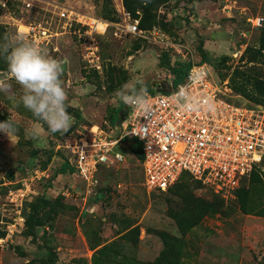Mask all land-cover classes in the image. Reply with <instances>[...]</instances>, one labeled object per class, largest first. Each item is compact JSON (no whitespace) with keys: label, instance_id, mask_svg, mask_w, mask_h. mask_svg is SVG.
I'll return each mask as SVG.
<instances>
[{"label":"rangeland","instance_id":"rangeland-1","mask_svg":"<svg viewBox=\"0 0 264 264\" xmlns=\"http://www.w3.org/2000/svg\"><path fill=\"white\" fill-rule=\"evenodd\" d=\"M122 2L142 34L114 35L113 27L98 36V70L84 45L62 28L58 12L67 8L119 22L126 20L120 0H0V36L52 22L54 32L38 45L64 69L60 80L73 120L65 135L97 127L116 134L124 114L116 92L137 80L164 92L172 68L187 63L205 64L230 100L264 102V22L253 28L245 18L264 17V0H228L229 9L226 0ZM6 70L0 58V71ZM6 82L0 119L13 121L17 136L12 143L0 134V181H22L34 168H47L50 177L43 176L40 194L20 207L18 232L0 249V264H50L51 253L53 264H264V162L226 194L189 176L166 192L151 193L143 185L140 159L127 149L122 165L98 171L100 187L86 195L69 168L57 177L67 163L64 149L56 147L64 134H49L40 122L46 147L37 148L27 130L38 122L19 104V85ZM11 184L0 185V238L16 217L6 203ZM53 185L79 193L64 196L51 191Z\"/></svg>","mask_w":264,"mask_h":264},{"label":"built area","instance_id":"built-area-1","mask_svg":"<svg viewBox=\"0 0 264 264\" xmlns=\"http://www.w3.org/2000/svg\"><path fill=\"white\" fill-rule=\"evenodd\" d=\"M120 4L126 20L121 18L119 22L67 8L59 9V19L64 20L62 28H69L76 41L84 45L91 58V66L98 70V36H103L113 27L114 35L142 34L138 20L131 18L122 0ZM228 5L226 0L224 6L227 9ZM245 18L253 28L261 27L264 22V17L260 15L249 14ZM51 23H29L24 33L36 44L42 43L54 32L51 31ZM197 75L200 80L193 82V77ZM180 88H187L197 99L211 98L215 111L182 110L173 99ZM147 99L150 111L144 116L125 105L126 114L116 134L113 130L105 131L97 127L86 132L74 129L69 135L62 136V143L56 147L66 152L67 163L72 168V174L79 177L84 194L94 195L100 187L98 171L102 167L122 165L129 140L141 145L143 185L151 193L166 192L182 177L189 176L209 185L216 193L226 194L238 187L254 167L264 162V104L230 100L225 86L211 77L205 64H192L175 87L167 92L148 91ZM47 171V168H34L30 174H25L19 186L8 190L6 203L15 209L16 217L9 224L5 236L0 238V249L10 243L14 233L18 232L16 225L22 220L18 214L20 207L40 194V179L50 177ZM62 175L59 173L57 177ZM51 182L59 180L56 178ZM69 189L53 185L51 191L64 196L79 193Z\"/></svg>","mask_w":264,"mask_h":264},{"label":"clouds","instance_id":"clouds-1","mask_svg":"<svg viewBox=\"0 0 264 264\" xmlns=\"http://www.w3.org/2000/svg\"><path fill=\"white\" fill-rule=\"evenodd\" d=\"M0 58L7 64V70L0 72V91L7 93V80L19 85L21 94L19 104L32 113L38 122L27 130V136L36 141L37 148L46 145L40 141L41 123L47 125L49 134L68 132L73 120L68 112V94L63 87L60 76L64 69L62 64L50 58L46 49L30 41L23 31L7 32L0 36ZM193 77V82L200 80ZM118 102L128 106L134 112L146 115L150 111L148 88L143 81H133L116 92ZM173 99L184 111L200 110L213 112L215 105L211 98L197 99L187 88H180ZM0 132L11 140L17 128L13 121H0Z\"/></svg>","mask_w":264,"mask_h":264},{"label":"trees","instance_id":"trees-1","mask_svg":"<svg viewBox=\"0 0 264 264\" xmlns=\"http://www.w3.org/2000/svg\"><path fill=\"white\" fill-rule=\"evenodd\" d=\"M198 47H199V51L201 52L202 56H204L205 52L202 49V41L199 43ZM190 66H191V64L187 63V64H185L183 66L180 65V67L172 68V75L174 77L173 80H172V85H171V87L168 90H165L164 92H167V91L171 90L173 87H175L176 84L179 83L185 77V75H186V73H187V71H188ZM148 91L153 93L152 90H148ZM254 102L263 103L264 104V102H261V101H254ZM123 108H124V114L122 115V119H123L124 115L126 114L125 105L123 106ZM115 113H118V111L115 110ZM114 120H115V118L113 117L111 119V123H113ZM46 129H47V126H46ZM129 143H130L129 151L132 152L139 159H141L142 158V152H141L140 143L134 142L132 140H129ZM67 168H69L70 171H72V168L69 166V164L65 163L63 166H61L59 173H65L67 171ZM48 262H50V264H53V262H54V260L52 258V253L48 256Z\"/></svg>","mask_w":264,"mask_h":264},{"label":"crops","instance_id":"crops-1","mask_svg":"<svg viewBox=\"0 0 264 264\" xmlns=\"http://www.w3.org/2000/svg\"><path fill=\"white\" fill-rule=\"evenodd\" d=\"M0 72H2V71H0ZM0 121H2L1 119H0ZM0 134H2V136H3V139L4 138H8V136L5 134V133H3V132H0ZM6 136V137H5ZM14 136H17V134H15ZM11 141H12V143H14V141L11 139ZM13 146H14V144H13ZM12 146V147H13ZM4 180V179H3ZM21 179H17V180H15V182L13 181V179H11V180H7V179H5L4 181H0V185H7L8 183H9V185L11 184V183H15V184H11V185H15V187H17V186H19V184H20V181ZM18 181H20V182H18ZM17 182V183H16ZM8 188H10V187H8ZM13 188H14V186H13Z\"/></svg>","mask_w":264,"mask_h":264}]
</instances>
